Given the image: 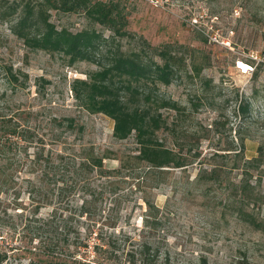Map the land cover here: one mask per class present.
Here are the masks:
<instances>
[{
  "label": "rangeland",
  "instance_id": "1",
  "mask_svg": "<svg viewBox=\"0 0 264 264\" xmlns=\"http://www.w3.org/2000/svg\"><path fill=\"white\" fill-rule=\"evenodd\" d=\"M101 1L118 3L126 18L124 29L131 37L121 38L123 48H137L142 37L154 47L170 44L184 52L188 71L169 85H160L157 92L178 101L185 111L175 119L173 110L161 109L169 116V124L176 120V125L159 130L157 135L170 148L199 152L198 158L184 168L164 167L147 175L149 167L142 162L112 177L120 200L117 235L139 237L151 231V239L169 255L163 264H264V233L236 220L231 213V188L241 178L243 160L233 161L229 150L231 145L240 144L235 133L238 126L244 158L256 156L259 147H264V0ZM47 13L58 28H95L105 36L112 33L93 23L82 10ZM194 15L200 18L198 26L191 23ZM214 33L219 41L210 40ZM255 55L258 59L252 57ZM237 59L257 65V76L239 75ZM68 61L69 57L62 54L30 50L11 32L9 23L0 21V65H12L28 75L26 87L14 86L13 90L0 67V88L8 89L7 97L14 108L25 110L26 124L41 138L39 145L45 152L57 149L66 153L92 146L99 155L113 156L104 159L105 167L118 168V158L137 153L136 139L133 135L115 138L113 120L88 112L75 98L72 81L86 78L98 64L76 61L68 65ZM193 64L201 68L198 75ZM239 100L249 102L245 113L236 111ZM218 119L222 123L214 125ZM214 153L231 154L221 158ZM213 166L221 174L219 179L199 180L201 170ZM251 175L258 200L248 209L263 217L264 164ZM69 198L79 199L78 194ZM149 201L159 209L157 216L148 217L154 228L146 226ZM22 204L29 213L32 207L27 192L22 195ZM51 209L44 206L39 215L46 216ZM2 236L5 233H0ZM20 238L18 230L12 243L18 244ZM114 252L124 256L121 249Z\"/></svg>",
  "mask_w": 264,
  "mask_h": 264
},
{
  "label": "trees",
  "instance_id": "2",
  "mask_svg": "<svg viewBox=\"0 0 264 264\" xmlns=\"http://www.w3.org/2000/svg\"><path fill=\"white\" fill-rule=\"evenodd\" d=\"M48 10H82L93 23L112 33L105 36L95 28H58L50 20ZM0 21L9 23L11 32L32 51L68 56V65L76 61L98 64L86 78L72 81L74 96L88 112L102 113L113 120L115 138L133 135L137 143V153L127 159L118 158V168L105 167L104 159L113 156L99 155L92 146L72 153L57 149L45 152L39 145L40 136L25 122V110L14 108L7 97L8 89L0 88V233L6 235L0 238V264H163L169 255L151 239V231L139 237L117 235L120 200L112 177L142 162L149 167V175L164 167L184 168L198 158L199 152L170 148L157 135L159 130L176 125V120L169 124V116L163 115L161 109L173 110L175 119L185 111L178 101L157 92L160 85H169L188 71L184 52L170 44L154 47L142 37L137 48H123L121 38L131 34L124 29L126 18L115 2L0 0ZM0 67L13 90L14 86L26 87V72L9 64ZM193 69L197 75L201 71L195 64ZM252 74L257 76V65ZM248 107V101L239 100L236 111L245 113ZM213 123L222 122L218 119ZM235 133L240 144L231 145L229 150L233 161L242 158L243 164L241 178L231 188V213L236 220L264 233V216L248 209L258 200L256 184L250 178L251 171L264 164V147H259L256 156L244 158L240 126ZM228 154L231 153L213 156L224 158ZM220 176L213 166L203 168L198 178L206 183ZM25 192L32 207L29 213L23 210ZM77 194L78 201L69 198ZM147 203L146 226L154 228L148 217L157 216L159 209L154 203ZM44 206L52 209L41 216ZM18 230L20 242L12 243ZM127 246L130 247L124 252ZM120 249L124 256L114 252Z\"/></svg>",
  "mask_w": 264,
  "mask_h": 264
},
{
  "label": "built area",
  "instance_id": "3",
  "mask_svg": "<svg viewBox=\"0 0 264 264\" xmlns=\"http://www.w3.org/2000/svg\"><path fill=\"white\" fill-rule=\"evenodd\" d=\"M153 3H157V0H153L152 1ZM200 18L199 16H196L194 15L192 18H191V23L193 25H200ZM210 40H213V41H219L218 39V34H211L210 35ZM223 44H229V42L227 40H222L221 41ZM254 59H258L257 55L255 56H252ZM235 64H236V69L238 71V74L239 75H243V76H246V75H251L252 74V71L254 69L255 66H253V64L247 60H244V59H237L235 61Z\"/></svg>",
  "mask_w": 264,
  "mask_h": 264
}]
</instances>
